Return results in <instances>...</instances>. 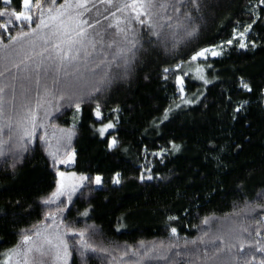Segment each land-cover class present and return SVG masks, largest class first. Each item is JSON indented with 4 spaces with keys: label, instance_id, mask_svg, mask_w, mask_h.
<instances>
[{
    "label": "trees",
    "instance_id": "16d2710c",
    "mask_svg": "<svg viewBox=\"0 0 264 264\" xmlns=\"http://www.w3.org/2000/svg\"><path fill=\"white\" fill-rule=\"evenodd\" d=\"M200 3L199 13L192 9L197 16L196 36L176 49L169 44L165 51L163 45L148 44L149 39L157 38L149 37L145 29L142 43L147 52H139L126 79H117L95 100L82 103L79 112L69 106L59 112L49 108L58 118L36 129L37 135L23 145L15 166L11 153L0 157V264L8 260L23 234H31L27 230L51 223L44 220L50 212L62 227L83 230L86 242L97 247V252L86 254L88 264H133L140 259L132 255L141 249L140 242L151 247L178 238L183 251L184 240L200 236L201 229L210 227V234L229 228L239 231L250 221L256 227L252 217L258 219L264 212L260 208L251 211L245 202L264 204L258 195L264 193V98L260 95L264 89V12L259 13L260 22L250 33L257 43L254 50L229 47L219 57L193 62L194 51L229 39L234 27L250 22L248 10L260 7L258 0ZM207 64L212 67H205ZM197 65L204 67L202 74L195 71ZM165 67L173 69L167 80L162 78ZM175 75L182 76L188 104L180 99ZM241 77L250 84L251 93L238 86ZM36 94L33 84V102ZM97 102L103 122L114 124L104 138L96 131L101 124L93 112ZM237 108L241 110L236 112ZM166 109H171L167 119ZM61 129L74 133L70 141ZM45 133L41 142L38 137ZM3 139L7 141L6 129ZM109 140L116 142L111 150ZM9 147L11 144L5 145ZM69 151L75 153L72 165L53 167L49 153L66 159ZM57 170L86 179L71 200L65 195L44 205L41 201L55 191ZM116 173L120 174L119 184L112 183ZM97 175L102 178L99 187L94 184ZM142 175L153 179L141 181ZM169 216L176 219L170 221ZM205 217L213 218L210 225L202 224ZM171 227L177 229V237L170 236ZM65 239L72 252L69 264H82L76 252L79 237ZM140 264L165 262L151 259Z\"/></svg>",
    "mask_w": 264,
    "mask_h": 264
},
{
    "label": "snow or ice",
    "instance_id": "6c2138e0",
    "mask_svg": "<svg viewBox=\"0 0 264 264\" xmlns=\"http://www.w3.org/2000/svg\"><path fill=\"white\" fill-rule=\"evenodd\" d=\"M258 4L259 9L253 6L248 10L250 22L238 24L231 37L222 43L194 51L190 61L207 60L209 55L219 57L226 50L225 46L254 50L257 43L250 39V33L260 22L259 13L264 12V0H258ZM200 6V0H63L62 3L59 0H0V157L11 153L14 167L23 145L31 143V137L37 135L36 129L45 128L52 119L58 118L49 108L59 112L61 107L69 106L79 112L82 103L95 100L117 79H126L139 58V52H147L142 43L145 29L149 37L157 38L156 41L149 39L148 44L163 45L165 51L169 44L176 49L196 36L197 16L193 15L192 9L199 13ZM102 21L108 23L103 25ZM136 25L141 27L138 29ZM205 67L211 68L212 65ZM175 68L179 69L180 65L176 64ZM162 71V78L167 80V74L173 69L165 67ZM195 71L202 74L204 67L197 65ZM183 75H188V72L184 71ZM200 78L204 79L203 75ZM183 83L182 76L175 75L180 99L188 104L190 101L183 95ZM204 83L209 81L204 79ZM33 84L37 89L34 102L31 95ZM238 86L252 92L250 84L242 77ZM260 95L264 98V89L260 90ZM241 108L235 111L239 112ZM170 110H165V119ZM93 112L96 120L101 121L96 131L104 138L114 124L111 120L103 122L99 102ZM5 129L7 141L3 139ZM60 131L68 141L74 134L71 130ZM38 138L45 141L46 133ZM115 143V140L108 141L109 150ZM6 144H11V147L6 149ZM173 148L178 150L179 146L173 145ZM236 148L239 149L240 145ZM49 155L53 167L71 164L75 159V153L71 151L65 153L66 159L53 153ZM119 176V173L113 176V184L120 183ZM56 177L55 191L41 201L44 205L55 203L65 195L71 200L80 186L78 182L86 179L75 172L59 170ZM140 179L152 180L153 177L142 175ZM94 182L100 185L101 176H95ZM258 195L264 199V193ZM245 203L253 212L256 208L264 212V204ZM175 219V216L168 217L170 221ZM212 219L205 217L202 224L210 225ZM252 219L256 224L254 229L251 221L247 227L241 226L239 231L229 228L224 233L210 234V227L201 229L200 236L184 240L183 251L179 250L182 246L178 238L167 243L160 241L151 247L140 242L143 251L137 249L132 252L140 258L133 264L151 259L162 260L165 264H264V215ZM44 220L51 223L43 227L34 225L33 229L27 230L31 234H23L21 243L12 250V255L19 258L17 264H69L72 252L65 236L79 237L76 252L82 264H88L86 254L95 253L98 249L86 242L85 232L62 227L57 223L55 213L46 214ZM169 232L171 237H177L175 227H171ZM173 249L177 250L173 252ZM99 250L107 252L106 248ZM125 255H128L127 251ZM4 264H8V260Z\"/></svg>",
    "mask_w": 264,
    "mask_h": 264
},
{
    "label": "rangeland",
    "instance_id": "374dc122",
    "mask_svg": "<svg viewBox=\"0 0 264 264\" xmlns=\"http://www.w3.org/2000/svg\"><path fill=\"white\" fill-rule=\"evenodd\" d=\"M222 43V42H221ZM220 44V43H219ZM229 48V46H225V49L227 50ZM225 50V51H226ZM224 51V52H225ZM208 58H213V57H211L210 55L208 56ZM216 58V57H215ZM264 101V100H263ZM73 123H74V119L73 120H71ZM73 163V162H72ZM72 163L71 164H67V165H72ZM77 176H80V175H77ZM84 176V175H83ZM85 177V176H84ZM79 183V185L81 186V184L83 183V182H78ZM94 184H95V182H94ZM79 186V187H80ZM100 185H96L95 184V187H99ZM78 187V188H79ZM10 257H11V259H9V257L8 258H6V259H8V264H17V260L19 259L18 257H16L15 255H10Z\"/></svg>",
    "mask_w": 264,
    "mask_h": 264
}]
</instances>
